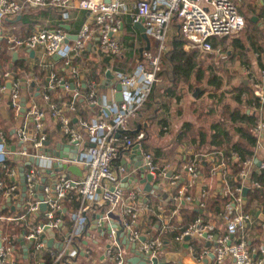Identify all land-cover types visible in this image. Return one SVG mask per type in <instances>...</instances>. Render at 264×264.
Returning a JSON list of instances; mask_svg holds the SVG:
<instances>
[{
	"label": "built area",
	"instance_id": "obj_1",
	"mask_svg": "<svg viewBox=\"0 0 264 264\" xmlns=\"http://www.w3.org/2000/svg\"><path fill=\"white\" fill-rule=\"evenodd\" d=\"M38 9L49 8L58 12L61 21L69 19L71 11H82L88 14L87 22L81 24L78 33L74 37L70 46L65 44L67 37L63 31L38 29L25 40L15 38L5 39L7 50L10 54L16 53V49H23L26 52H41L46 60H52L56 55L63 60V67L66 79L49 75L47 79V93H53L58 87L60 93L68 98L67 101L53 103L51 95L42 93L41 105L35 104L30 98L24 106H20L23 98L20 95L19 87L33 82L29 79L12 78L8 72H0V99L2 95L7 96L6 107L10 108L16 117H20L18 125L14 129L17 146L9 148L5 145L0 136V163L9 162L12 158L15 162L27 164L24 171L25 196L19 202L20 189L16 185L14 178L16 169L8 174L12 184L1 195L12 204L21 206L18 210L22 213L18 217H0V223L20 222L23 224L24 232L18 238L21 253L14 247L6 243L5 237L0 234V264H18L20 258L26 257V247L32 246L34 252L41 254L47 248L46 230L53 234V243L59 244L60 248L55 253L49 252V257L54 261L67 256V259L86 260L94 264L95 260L90 255L93 247L80 250V257L77 256V249L69 245L73 238H85L88 233V220L86 214L95 206H105V211L95 219L94 229L97 230L96 238L92 239L93 246L100 251L99 259L107 264H126L128 259L127 249L121 244V238L116 237L117 229L111 228L116 225L122 232V238L126 239L128 245L134 244L136 252L146 258L147 264L150 260L159 256L162 242L146 238L136 225L139 224L141 213L147 211L145 202L141 203L140 191L132 188L125 192L123 186L126 181H133L138 167L125 168L120 165L115 172H112L111 163L118 159L121 150L136 147L139 164L143 169V174L151 177V182L155 186L166 185L165 193L172 205V210L165 213L157 206L154 213L162 225V230L169 220L176 216L177 211L184 205L192 204L195 199L187 194L188 188L198 180V159L184 162L180 173L173 174L174 170L168 163L158 166L154 163L151 155L144 150L141 145L143 134L137 133L134 140L124 139L118 143V138L126 132L127 120L134 117L139 111L142 103L150 93V88L156 83V73L158 72L160 55L166 50L165 35L168 31L171 19L178 22L180 36L183 38L186 49L198 52L200 55H215L210 40L213 38H230L243 30L244 20L238 14L236 6L230 0H137L130 11L121 0H0V21L12 20L24 8ZM127 17L131 24H140L144 28V34L155 42L154 53L143 51L140 62L128 73L114 71L113 81L120 86L121 101L119 103L104 101L102 97L96 102L95 85L87 80L81 81L86 94L79 93L73 84L68 81L76 78L77 70L72 66L71 60L79 57L85 50L87 44L95 42V50L102 57L115 58L121 52L120 33L122 28V18ZM44 62V61H43ZM40 65L44 66V63ZM82 78V77H81ZM264 80V73L261 74ZM254 95L258 98L259 104L264 102V97L260 89H255ZM64 98V97H59ZM82 98L85 106L92 107L99 104L100 114L91 120H82L75 117V126L70 125V115L75 113V101ZM81 99V100H82ZM45 108L46 111H43ZM260 111V109H259ZM48 117L58 127L67 145H75L77 148V159L47 157L43 143L46 142L44 131V120ZM252 129L254 135V146L250 160L244 161L241 169L237 173L239 180L238 187H231L225 180L226 158L222 154L212 153L205 155L206 163H209V175L221 176V182L216 195L222 198H229L224 206L222 223L224 233L217 237L213 234V226L210 223L195 221L187 227L181 234L175 237L174 242L178 245L185 244L186 252L193 258L192 247L185 240L186 237L196 241H205L208 247L203 249L198 256L197 262L207 260V264H264L261 258L255 259V251L248 249V231L253 227L252 215L244 212V198L240 192L243 187L252 190L264 187L257 181H249L248 175L254 169V158L257 152H264V142L262 139L264 125L261 120H257ZM84 142V144H82ZM134 155V154H133ZM197 160V161H196ZM76 166L81 175L79 177H68L67 173L60 175L53 182L52 186H43L41 190V200H37L38 179L44 170H56L61 166ZM256 170L264 171V159L256 166ZM170 172L167 177L166 173ZM139 174V173H138ZM187 177L188 183L179 186L181 175ZM264 179V178H263ZM137 184V183H133ZM3 186L0 183V190ZM80 198V207L69 216L72 223L71 231L61 233V242H56L54 232L62 231V221L60 217H54L55 213L62 212L61 201L68 193L75 191ZM197 194L198 199L206 197L207 192L203 185ZM151 191V190H150ZM161 191V186H160ZM162 193V192H161ZM198 203V201L196 202ZM41 204L44 210H40ZM202 205H200L201 208ZM16 210V211H18ZM42 213L44 223H33L32 217ZM113 215L114 219L107 216ZM261 221L264 220V213ZM264 228V224H261ZM63 232V231H62ZM143 238V242L139 240ZM86 239V238H85ZM87 240V239H86ZM212 255V257H210ZM157 260V259H156ZM34 264H42L37 259Z\"/></svg>",
	"mask_w": 264,
	"mask_h": 264
},
{
	"label": "trees",
	"instance_id": "obj_2",
	"mask_svg": "<svg viewBox=\"0 0 264 264\" xmlns=\"http://www.w3.org/2000/svg\"><path fill=\"white\" fill-rule=\"evenodd\" d=\"M30 9L24 7L19 13V19L16 17L12 20H1L0 21V72H8L12 78L15 79H29L32 78L35 88L38 92L37 99L41 97L42 93L51 95L47 93V74L41 71L36 65L31 66L30 62L26 60L25 55L17 56L16 61L11 63V54L7 50L5 39L15 38L19 40H25L31 35L33 23L28 21L30 17ZM27 12V13H24ZM17 16V15H16ZM16 19V20H15ZM127 23L124 25L125 32L131 34L135 33L132 28L131 21L128 18ZM78 25L82 22L78 21ZM169 27L173 30L172 35L169 37L171 40L170 46L167 48L166 52L161 54L159 62V70L157 72L156 78L159 82L150 88V93L142 103L139 111L136 115L144 109L154 108V110H162L167 106L166 99L172 97L177 90L178 93L181 89H184L187 93L191 94L193 90L198 87L201 88V92L195 100L202 97L205 94V100H202L198 104L191 103L189 108L192 110H199V121H209L206 126L200 125L195 128L189 123H183L180 134L183 135L181 139L189 142L196 149L203 146H208V150L222 151L226 158L225 166V180L231 187H238L239 180L237 178V173L241 169L242 164L246 160H250L252 157V150L254 146V135H252V129L257 121L256 113L254 109L258 108L259 102L258 98L253 95V88L257 85L258 79L250 78L246 85L242 82L236 83L232 86L231 81L233 80V72H230V68L233 67L234 61L231 57L223 61H214L209 58L207 62L201 63L198 57L194 54H185L181 50V45L183 42L182 37L179 33V25L175 19H171ZM55 30L63 31L62 28H56ZM64 32V31H63ZM126 36L124 37L126 41ZM128 40V39H127ZM124 41V42H125ZM222 45V43H220ZM210 45L212 42L210 41ZM132 48V45H127ZM213 46V45H212ZM16 49V53L19 54L23 49ZM134 52V51H133ZM86 53H81L79 57L71 60V64L76 68L77 74L76 78L68 81L69 84L78 89L79 93L86 94L87 90H81V81L87 80L89 83L92 82L95 85V89L98 85V76L96 75L95 67L92 63L87 62ZM63 60L55 61L51 72L55 73L57 77H62L66 79L65 72L63 73ZM88 72V73H87ZM264 73L262 70L261 74ZM101 73H98L100 75ZM82 77V78H81ZM261 78V75H260ZM0 83H3L0 81ZM28 89L29 86L24 88L19 87L20 95L24 90ZM60 89L56 87L54 89V96L51 97L53 103H59L60 101H67L68 98H59L58 91ZM97 91V90H95ZM174 93V94H173ZM96 94V93H94ZM25 95V94H24ZM24 102L27 103L31 96H23ZM175 96V95H174ZM98 95L96 94L97 98ZM82 98H78L75 101V113L71 116L68 112H63L66 116L70 117V125L73 127L76 125L74 122L75 117H80L84 119L87 116V111L89 107L85 106V101ZM177 100V98H175ZM41 105V100L39 101ZM7 105V102H6ZM83 109V110H82ZM253 110V111H252ZM43 111H46L43 108ZM7 118L3 119L0 115V136H2L3 141L7 147H16L15 133L13 132L16 127V116L13 111L7 107ZM162 124V123H161ZM56 131L58 127L56 126ZM146 132V130H144ZM146 134L143 136L145 139ZM134 140V136L130 132L122 133L119 137L120 140L124 139ZM49 139V135L46 140ZM65 139V138H64ZM66 141V139H65ZM181 145V144H180ZM176 146V145H175ZM174 146V147H175ZM143 148L147 151L154 163L159 155L157 149L149 148V146H144ZM207 150V151H208ZM120 153H124L121 150ZM115 163H119L120 160H114ZM182 163L175 166L173 174H179ZM15 164L11 162L0 163V183L3 189L0 190V217H18L22 210L11 211L10 207L6 204V199L1 197L3 192L12 184L11 179L8 174L14 168ZM254 169L249 173V181H257L259 183L263 182L264 171H257L256 165H253ZM197 167L203 169V176H209V164L203 160H200ZM25 171L28 169L24 167ZM181 175V174H180ZM182 176V175H181ZM246 188V193L244 196V212L251 213L252 215L255 211H259V214L264 213V187L252 190L251 188ZM166 196L160 197L157 192H149L145 196L146 202L144 205L147 207V211L141 213L139 217V224L136 225L138 231L142 233L147 239L160 240L162 244H176L174 239L176 236L181 234L187 227L192 225L195 221L200 220L201 223H210L213 226V234L217 237L223 235L224 226L222 225V215L224 214V206L228 202L229 198H222L218 195H214L212 198L207 194L205 198L198 199L195 197V201L192 204L184 205L178 211L176 216L172 217L165 229H161L162 225L158 221L157 216H155V209L158 204H160L163 199L165 204L163 212L169 213L172 210V205L170 200ZM198 201L197 205L196 202ZM142 203V201H141ZM80 198L75 191L68 193V195L61 201L62 212L55 213L54 217H60L62 221V231L54 232V239L56 242H61V233L70 232L72 229V223L69 220V216L80 207ZM200 205L201 208H200ZM105 209V206L102 208ZM256 209V210H255ZM101 211V209H100ZM33 223H44L42 213L32 217ZM254 227L248 231V249L255 251V259L261 255L259 251V245L264 249V228H261V224L264 221L254 220ZM24 227L20 222L14 223H0V234L1 238L5 237L6 243L14 247V249L21 253V247L18 238L23 234ZM256 233V234H254ZM254 235V237H252ZM187 243L192 247L194 256L198 258L201 255L203 249L208 247V244L203 242H198L189 238ZM69 245L74 249H77V256H80L79 249H85L87 247H93V252L90 254L92 259L95 260L94 264H107L106 261L99 259L100 251L98 248L93 246L90 240L85 238H73L70 240ZM25 249L26 257L20 258L18 264H34L37 259H40L42 264H74L76 260L67 259V256L60 258L58 261H54L53 258L49 257V252L55 253L53 249H46L41 254L34 252L33 247L29 246ZM91 264L90 262H87ZM171 264V263H167Z\"/></svg>",
	"mask_w": 264,
	"mask_h": 264
},
{
	"label": "crops",
	"instance_id": "obj_3",
	"mask_svg": "<svg viewBox=\"0 0 264 264\" xmlns=\"http://www.w3.org/2000/svg\"><path fill=\"white\" fill-rule=\"evenodd\" d=\"M16 1H20V0H16ZM121 1L122 3L125 4L128 11H130L133 4L137 0H121ZM230 2H232L236 6L238 14L240 15L241 18H243L244 27L240 33H238L237 35H233L230 38H213L210 40L213 45V46L211 45V47L213 48L214 51L218 53V55L217 54L200 55L198 52L186 49L184 45V41L182 42L181 50L185 54L196 55L201 63L207 62L209 58H212L214 61L224 62L227 59V57L228 58L231 57L232 60L234 61L233 67L230 68V72H233L234 74L233 80L231 81L232 86L240 82H242L243 85H246L247 81L250 80L249 77L252 76L251 78H254L255 80L258 79V81H260L257 83L256 86H254L253 95H254L255 89H260L264 97V86L262 83L263 79L260 78L261 72L262 70H264V4H263V1L262 0H230ZM29 11L31 12H30V17L28 18V21L30 23H33L31 34H33L34 31L38 29H45L47 31H52V30H55L56 28H62L66 37H68L67 38L68 41L66 43L67 46L71 45V42L73 41L74 37L78 33V30L81 24L84 22H87L89 19L88 14L82 11H71L69 14L70 17L66 21H61L58 12L53 9L51 10L49 8H38L34 10L30 9ZM24 13H27V12H24ZM126 18L127 17L124 16V18H122L121 20L122 28H121V33L119 36L121 52L119 56L115 58H109V57L106 58V57H102L98 55V53L95 50V42H91L87 44L85 47V50L82 52V53L85 52L86 55H88L86 56L87 58L86 60L88 63L90 62L92 63V65H94L96 75L98 76L97 78L98 85L95 89L97 90L95 91V93L98 95V97L96 98V102L100 101V99L103 97L106 103L108 102L116 103L115 101L116 93L114 89L116 82H114L112 78L111 83H109L108 81V83L106 82V85L105 84L103 85V83L106 81L105 75H104L105 72L109 71V74H111L114 71L121 72L124 74L128 73L132 69H134V67L140 62L141 57H139V51L141 49L147 48L148 52L154 53V50L156 47L155 42H153L150 38H148V44L146 45L145 41L142 38H140V35L138 34V32L133 28V25H132V28L135 31V33L129 34L125 32L123 28H124V25L128 22ZM253 18H256V19H253ZM16 19H19L18 15L16 16ZM79 20L82 23H80L79 26H77L79 23L78 22ZM171 35L172 33H170L169 36L166 37V40H165L166 50L171 44V40L169 38ZM125 36L127 37L126 41L124 39ZM220 43H222V45ZM127 45H132V48L128 47ZM166 50L164 52H166ZM29 53H32L31 56H29ZM15 54H16V59L18 55L19 56H21L22 54L25 55L26 60L30 62L31 66L36 65L41 71L45 72L47 76L51 74L52 75L55 74L54 72L53 73L51 72V69L55 61L60 60V59L46 60L41 55V52L37 49L35 51H29V52H26L25 50H23V51H20L19 54L18 53H15ZM40 62H43L44 66L40 65ZM63 73H64V70H63ZM98 73H101V74L98 75ZM31 84H33V86H31ZM25 86H29V90L28 89L24 90L21 95L31 96V99L34 101V103L39 104L40 99L39 98L37 99L38 92H36L37 89L35 88L34 82L29 83V84L23 83L21 85V88H24ZM180 86H178V89L180 88ZM177 90H176L177 93L175 94L173 93L175 96L173 95L169 99L165 100L167 101L168 104L162 110L159 111V110H154V108H148V109L146 108L140 113V115L137 114L134 117L128 119L126 126H125L126 132H130V134H132L134 138L137 133H141L143 134V136L146 134L145 139L142 142V146L146 145V146H149V148L158 150L159 155H157L158 157L156 158L155 164H157L158 166H162L164 163H168L172 166L173 170L175 169V166L177 164L182 163L183 165L184 162H186L189 159H192L194 156H196L195 159H198L200 161L201 159H204L205 155L219 152L225 158L224 156L225 154L220 150H217V151L208 150L209 148L207 145L200 147L199 149H196L189 142H186L184 139H181L183 135L180 134V131L182 129L181 126L183 123H189L191 124V126L197 128L200 125H202L203 127L206 126L211 120L201 121L199 119V121L196 122V119L199 118L198 114H199L200 109L192 110L191 108H189V105L191 103L198 104L202 100H205V94L202 97L198 98V100H195V98L198 97V95L201 92L200 87L193 90L191 94L187 93L184 89H181L179 93ZM51 95L54 96V93H51ZM61 96L65 97V95L60 93V90H59L58 97H61ZM6 97L7 96L2 95L0 99V115L2 116L3 119H6L8 115L7 107H6V102H7ZM175 98H177V100H175ZM99 110H100L99 104L98 105L95 104L94 106L86 109L87 116L82 120H91L92 118L97 117L100 114ZM254 111L256 113L257 120L258 119L261 120L264 125V102L262 104H259L258 108L254 109ZM19 121H20V117H16V126L18 125ZM55 128H56V124H54L48 117H46L44 120V131L46 133V136L49 135V139L46 140L47 146L44 149L49 150L50 152H56L57 150L59 154L64 155L63 156L64 158H68V156L70 155L68 150L66 151L64 149L62 150L56 149L60 145L63 146L67 144H66L65 139L62 137L60 131L59 130L56 131ZM144 130H146V132ZM119 137H117L118 143L122 142V140H120ZM262 139L264 142V131H263ZM82 144H84V142H82ZM132 148L133 147L128 148V150H125L123 154L121 153L119 155L118 157V160H120L119 163H115V161L111 163L112 172H115L117 167L120 165L124 166L127 169L128 167L132 168V167L138 166L137 163L139 161V158L137 157V155L132 154V151H131ZM263 159H264V152L263 151L257 152V155L254 158V161L256 160L257 162H260ZM15 161H16L15 158L14 159L12 158L11 160H9V162L15 164L14 168L16 169L17 173L14 178V181L20 189L19 180H18V174H19L18 165L20 163L15 162ZM182 165L180 167H182ZM202 171L203 169H201V167H198V174H199L198 180H194L195 182L188 188V191H187V194L193 199L197 196L198 192L200 191L199 189L201 185H203V187L205 188L210 198L216 195L219 189V184L221 182L220 180L221 176L219 175L218 176H211V175L203 176ZM64 173H66V171L65 172H63L62 170L55 171L54 168H52L51 170H44L40 173V176L38 179V185L40 184L43 186H52L56 178L60 175H63ZM67 176L71 177L70 174H68ZM134 178L138 181L140 179L139 174L135 173ZM179 181H180L179 186H183L185 183H188L187 177L184 174L182 175ZM125 183H126V186H123L124 191L127 192L132 188H137L140 191L139 198H141L142 202H146L145 196L149 192H152V193L157 192V194L160 197L163 198L166 196V198H168V195L165 193L167 184H164V186L160 185L161 191L151 190L147 193H143L142 192L143 185H140L138 183L133 184L132 182L129 183L128 180ZM150 185H153L151 181H150ZM160 186H157V187H160ZM38 194L39 193L37 192V197H38ZM6 204L7 206L10 207V209L11 207L16 208L19 205L18 203L12 204L9 201L6 202ZM164 204L165 202L163 199L161 200L160 204H158V207L162 211L164 208ZM103 207L104 205L95 206L85 216L86 219L88 220V233L87 235H85V238L87 240H92V239H95L97 241L101 240V239L96 238V236H98L97 230L94 229V225H92V223L93 221H95V219H97V216H100L105 211L106 208L102 209ZM250 215L252 214L250 213ZM252 218H253V221L255 219L257 221H261V215H259V211L256 210L255 213L252 215ZM256 224L257 223H255L254 225ZM45 235L47 237V234ZM252 237H254V235ZM198 242L206 243L203 240L198 241ZM184 246L185 244L183 245L168 244V243L162 244L159 256L156 257L157 261L158 262L163 261L164 264H167V263L207 264V260H203L201 263L197 262V258L195 256H193L192 258L186 252ZM261 247H262L261 245H259L258 247L261 255H259L256 259L261 258L262 261H264V249ZM127 252H128V248H127ZM127 255H128L127 256L128 259L131 258L132 256L129 254V252L127 253ZM77 264H88V263L86 260L79 259L77 261ZM225 264H230V261H226Z\"/></svg>",
	"mask_w": 264,
	"mask_h": 264
},
{
	"label": "water",
	"instance_id": "obj_4",
	"mask_svg": "<svg viewBox=\"0 0 264 264\" xmlns=\"http://www.w3.org/2000/svg\"><path fill=\"white\" fill-rule=\"evenodd\" d=\"M262 1H263V4H264V0H262ZM253 19H256V18H253ZM133 28L138 32V34L140 35V38H142L145 41L146 45H147L148 44V38H146V36L144 34V28L141 27L140 24H133ZM66 43H67V41H65V44ZM143 51H147V48H143V49H141L139 51V57H141L140 55H141V53ZM31 54L32 53H29V56H31ZM15 59H16V54L13 53L11 55V58H10L11 63L15 62L16 61ZM52 59L58 60V57L56 55H54ZM104 75H105V80L106 81L103 83V85L104 84L106 85V82L108 83V81H109V83H111V81H112V75L109 74V71L105 72ZM262 83H263V86H264V80H263ZM31 86H33V84H31ZM81 88H83V84H81ZM114 89H115V93H116L115 94L116 95L115 96V101H116V103H119L121 101L120 86L118 84H115ZM36 92H37V90H36ZM35 95H36V93H35ZM20 106L21 107L24 106V99L23 98L20 101ZM116 137H119V135L116 134ZM43 146L46 147L47 146V142H44L43 143ZM56 149H61V150L64 149L66 151L68 150L69 151V154H70L68 156V158L69 159H73V160L74 159L75 160L77 159V148H76V146L74 144L73 145H63V146L60 145ZM131 151H132V154H134V155L137 154L136 147L133 146V148H132ZM44 152L46 153L47 157L53 156L55 158L56 157L63 158V156H64V155L59 154L57 152V150H56V152H50L49 150H45ZM27 164L28 163H24V162L22 163V162H20V164L18 165V168H19L18 180H19V186H20L19 202H21V200L25 196V186H24L23 176H24V171H25V168L24 167H26ZM137 164H138L137 167H138V173H139L140 179L137 181L135 178H132L133 183H138L140 185H143V187H142V192L143 193H147L150 190L160 191V187H157L155 185H150L151 177L148 174L144 175L143 174V169L141 167H139L140 166L139 162ZM255 164H256V166H258L259 165V162L256 161ZM60 169L65 170L66 173L70 174L73 177L74 176L75 177H79L81 175L80 170L76 166L73 167V166H64L63 165V166L60 167ZM169 175H170V172H167L166 173V176L168 177ZM42 187H43L42 185H39V187L37 188V191L39 193L38 194V197H37V200L38 201L41 200V190H42ZM246 190H247L246 188H242V190L240 192V195H241L242 198H244L245 193H246ZM6 202H8V200H6ZM196 205H197V203H196ZM19 207L20 206H18L16 208L11 207L10 210L11 211H14V210H17ZM40 210L41 211L44 210V205L43 204H41ZM107 217L110 218V219L111 218L114 219V216L112 214L111 215H108ZM95 218H96V216H95ZM97 218H98V216H97ZM94 224H95V221H93L92 225H94ZM111 228L117 229L116 237L117 238H121L120 244L125 249L128 248L129 254L132 255L131 258H129L126 261V264H147L146 258L145 257H142L140 254H138L136 252V246L134 244L128 245V242L126 241V239H123L122 238V232H121V230L116 225H112ZM46 234H47V240H46V243H45L46 247L47 248H53L55 250H58L60 248V245L53 243V239H52L53 238V234H52V232H50L49 230H46ZM143 240L144 239L141 238L139 241L140 242H143ZM185 240H188V237H186ZM210 257H212V255H210ZM150 264H164V263H163V261H159L158 262L155 258H152L150 260Z\"/></svg>",
	"mask_w": 264,
	"mask_h": 264
},
{
	"label": "rangeland",
	"instance_id": "obj_5",
	"mask_svg": "<svg viewBox=\"0 0 264 264\" xmlns=\"http://www.w3.org/2000/svg\"><path fill=\"white\" fill-rule=\"evenodd\" d=\"M168 31H169V32H168ZM168 31H167V33H166V35H165V37H164V38H165V40H166V37H168V36H169V34L173 32V30L171 29V27L169 28V30H168ZM158 69H159V67H158ZM156 74H157V73H156ZM156 80H157V81H156V83H155L154 85H156V84L159 82V80H158L157 78H156Z\"/></svg>",
	"mask_w": 264,
	"mask_h": 264
}]
</instances>
